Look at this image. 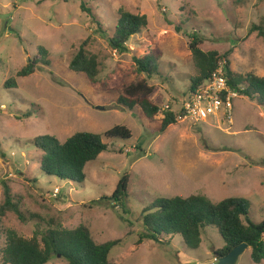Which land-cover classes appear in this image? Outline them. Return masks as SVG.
I'll return each mask as SVG.
<instances>
[{
  "label": "rangeland",
  "instance_id": "1",
  "mask_svg": "<svg viewBox=\"0 0 264 264\" xmlns=\"http://www.w3.org/2000/svg\"><path fill=\"white\" fill-rule=\"evenodd\" d=\"M84 1L110 33L119 7L146 14L149 25L132 37L130 51L119 54L95 27L94 17L81 9ZM254 24H264V0L238 5L235 0H0V203L6 182L26 216L21 220L8 212L1 218L0 264L7 229L31 238L47 228L40 217L59 219L69 229L84 225L98 243L117 241L112 264H219L215 251L225 241L215 227L204 229L198 249L186 246L180 235L164 236L165 243L139 242L141 213L158 197L200 193L214 202L245 198L250 219L262 222L264 104L238 95L232 123L224 117L201 123L183 119L163 132L162 114L149 119L139 105L131 109L119 99L150 95L163 109L178 108L198 73L187 36L192 32L203 39L205 51L231 50L234 72L264 76V39L251 30ZM85 40L101 62L96 82L69 67ZM39 46L47 49L49 63L38 62L33 74L17 79L18 87L4 88L8 78L41 58ZM154 49L162 53L161 75L148 78L136 71L133 57ZM28 109L36 114L21 118ZM115 125L126 126L132 137H104L108 148L86 165L82 184L41 170L37 136L64 142L77 132L104 134ZM124 175L129 195L122 208L103 198ZM47 264L68 262L53 256ZM236 264H256L251 247Z\"/></svg>",
  "mask_w": 264,
  "mask_h": 264
},
{
  "label": "trees",
  "instance_id": "2",
  "mask_svg": "<svg viewBox=\"0 0 264 264\" xmlns=\"http://www.w3.org/2000/svg\"><path fill=\"white\" fill-rule=\"evenodd\" d=\"M244 2L245 0H235L237 5ZM159 6L162 7V5ZM81 9L94 17L95 27L107 39L111 48L119 54L130 51L128 43L132 37L140 34L149 25L146 14L133 13L125 7H119L117 23L110 33L102 27L95 18L92 8L88 7L85 1L81 3ZM177 29L179 32L182 30L179 25ZM251 30H258L259 36L264 39V24H254ZM187 36L198 73L191 77V84L184 101L200 85L209 81L219 67L224 66L228 84L238 95L257 98L264 104V76L254 72L245 74L234 72L229 58L231 50L224 54L216 50L205 51L201 47L203 39L196 32L189 33ZM87 42L85 40L80 45L69 67L75 72L85 73L92 82H96L101 62L96 54L86 48ZM38 52L42 54L41 58H35L18 70L15 76L8 78L4 88L18 87L17 79L33 74L38 62L49 63L46 59L47 49L39 46ZM161 56L159 49H154L141 57L134 56L136 71L144 73L148 78L161 75L159 64ZM119 100L131 109L139 105L149 119L162 114L161 131L163 132L170 125L178 123L180 107L184 103L183 101L176 109L173 106L163 109L151 99L150 95L136 99L121 97ZM35 114L36 111L28 109L21 118H31ZM104 137L131 138L132 131L124 125H115L104 134L80 131L64 142L53 135L37 136L34 144L43 151L40 159L41 170L61 180L82 184L86 179V165L96 160L108 148ZM2 184L4 200L0 203V221L8 212H13L19 219L25 220L26 216L21 210L20 203L12 195L10 186L6 182ZM128 195L129 178L128 175H124L113 194L103 199H111L125 208ZM250 210V202L242 197H227L219 202H214L200 193L169 198L158 197L141 213L142 232L139 233V242L153 240L165 243L164 236L171 239L180 235L186 246L198 249L203 241L204 229L215 227L225 241V245L215 251L217 257H223L235 247L247 243L251 247L252 260L260 264L264 260V220L259 223L253 222L250 219ZM40 218L45 221L47 228L42 233L35 231L31 238L20 235L15 229H7L6 246L2 251L3 264H47L53 256L64 258L68 264H112L110 257L117 241L98 243L89 228L84 225L69 229L63 227L59 219Z\"/></svg>",
  "mask_w": 264,
  "mask_h": 264
},
{
  "label": "built area",
  "instance_id": "3",
  "mask_svg": "<svg viewBox=\"0 0 264 264\" xmlns=\"http://www.w3.org/2000/svg\"><path fill=\"white\" fill-rule=\"evenodd\" d=\"M238 93L228 84L224 66L217 69L211 79L200 85L180 107L179 120L201 123L212 118L224 117L232 123L233 101ZM169 107L167 105L166 109ZM59 191V188H56Z\"/></svg>",
  "mask_w": 264,
  "mask_h": 264
},
{
  "label": "water",
  "instance_id": "4",
  "mask_svg": "<svg viewBox=\"0 0 264 264\" xmlns=\"http://www.w3.org/2000/svg\"><path fill=\"white\" fill-rule=\"evenodd\" d=\"M249 248L247 243H243L230 251L229 254L218 258L219 264H236L239 260L240 255Z\"/></svg>",
  "mask_w": 264,
  "mask_h": 264
}]
</instances>
